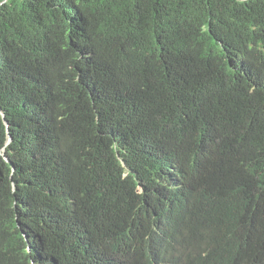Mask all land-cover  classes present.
Here are the masks:
<instances>
[{"label": "trees", "instance_id": "trees-1", "mask_svg": "<svg viewBox=\"0 0 264 264\" xmlns=\"http://www.w3.org/2000/svg\"><path fill=\"white\" fill-rule=\"evenodd\" d=\"M0 112V264H264V0H0Z\"/></svg>", "mask_w": 264, "mask_h": 264}, {"label": "water", "instance_id": "water-1", "mask_svg": "<svg viewBox=\"0 0 264 264\" xmlns=\"http://www.w3.org/2000/svg\"><path fill=\"white\" fill-rule=\"evenodd\" d=\"M0 114H2L1 112H0ZM11 140V139H10Z\"/></svg>", "mask_w": 264, "mask_h": 264}]
</instances>
